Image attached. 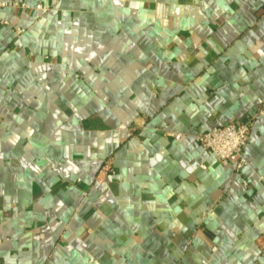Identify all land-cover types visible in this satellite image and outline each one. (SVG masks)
I'll use <instances>...</instances> for the list:
<instances>
[{"label":"crops","instance_id":"crops-1","mask_svg":"<svg viewBox=\"0 0 264 264\" xmlns=\"http://www.w3.org/2000/svg\"><path fill=\"white\" fill-rule=\"evenodd\" d=\"M1 3L0 264H264V0Z\"/></svg>","mask_w":264,"mask_h":264},{"label":"built area","instance_id":"built-area-1","mask_svg":"<svg viewBox=\"0 0 264 264\" xmlns=\"http://www.w3.org/2000/svg\"><path fill=\"white\" fill-rule=\"evenodd\" d=\"M4 6L6 5L0 4V7ZM17 6V3L11 4V7ZM19 7L22 8L23 5ZM36 8L39 10L45 9L41 5L36 6ZM0 26H7V22L0 20ZM14 31L16 34L20 33V30L17 28ZM249 127L250 122L229 124L210 132L197 133L194 135L193 140L201 148L210 152L216 160L232 164L234 170L239 172L247 165L243 157V149L247 142ZM163 135L176 141L181 138V134L172 133L167 130L163 131Z\"/></svg>","mask_w":264,"mask_h":264}]
</instances>
